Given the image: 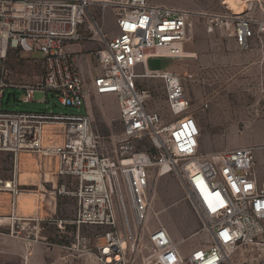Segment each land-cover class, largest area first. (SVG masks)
<instances>
[{
    "label": "built area",
    "instance_id": "built-area-1",
    "mask_svg": "<svg viewBox=\"0 0 264 264\" xmlns=\"http://www.w3.org/2000/svg\"><path fill=\"white\" fill-rule=\"evenodd\" d=\"M108 11L114 28L108 25ZM191 17L188 9L153 0H0V98L8 87L3 66L9 53L31 58L38 52L42 58L34 60L42 64V77L19 87L26 92L23 101H34L35 92L43 91L64 107L86 109L82 114L0 110V152L11 154L13 160L11 178H0V193L9 197L15 239L25 240L31 224L39 221L35 215L18 214V199L31 190L19 180L21 156L40 154L58 159L56 194L77 201L72 223L78 229H111L98 246L103 264H127L128 255L141 252L152 200L151 172L156 168L180 178L187 199L206 220L209 245L185 255L160 225L149 233L153 253L145 260L148 264H224L230 252L264 244V177L256 169L257 148L201 153V126L188 112L191 103L182 77L146 70L150 57L185 55ZM233 19L235 40L242 49L249 48L257 32L264 33V20L250 15ZM84 44L95 46L93 57L101 70L92 89L81 72V51L71 49ZM139 67L146 73H138ZM146 75L162 78L171 121L149 107L151 91L138 85V78ZM259 90L264 113V71ZM91 93L116 95L125 150L147 137L156 152L123 151L127 155L121 161L101 153L87 108ZM47 125L61 142L44 144Z\"/></svg>",
    "mask_w": 264,
    "mask_h": 264
},
{
    "label": "rangeland",
    "instance_id": "rangeland-1",
    "mask_svg": "<svg viewBox=\"0 0 264 264\" xmlns=\"http://www.w3.org/2000/svg\"><path fill=\"white\" fill-rule=\"evenodd\" d=\"M153 1L192 12L190 20L196 33L190 44L195 54L176 59L179 66L171 71L182 77L191 103L188 112L194 117L202 118L200 152L216 154L225 149L255 146L256 169L264 177V113L259 90L264 71V33L257 32L249 48L242 49L235 40L233 19L235 16L250 15L263 21L264 0ZM107 21L109 27L114 28L111 11L107 13ZM84 45L78 55L81 57L84 53L88 54L89 66L99 67L93 57L95 46ZM71 49L80 51L81 46H73ZM41 58L42 55L38 52L33 53L31 58L18 51L9 53L3 66V80L8 87L0 98V110L84 113V107H64L51 93L47 96L43 91L35 92L34 101H23L26 92L19 87L40 80L43 68L37 60ZM173 63V59L153 57L149 66L160 72ZM138 85L151 91L149 107L163 114L167 121H171L162 78L142 76L138 78ZM89 111L94 120L96 134L101 140V153L121 161L127 155L122 154L123 151L156 152L154 144L147 137L136 139L131 144L133 147L125 150L116 95L91 93ZM51 138L53 135L44 144L51 145ZM12 171V155L0 152V178H11ZM30 189L34 191L35 187L30 186ZM150 190L152 200L145 231L141 236V252L135 256L128 255L127 264H148L145 260L153 253L149 233L160 225L167 228L185 255H189L196 248L209 245L206 220L192 207L176 173L161 174L159 168L154 169L151 172ZM36 193L38 192L35 190L34 194ZM46 198L40 195L34 207V211L40 209L39 215L43 220L31 224L30 233L25 240L8 237L4 234L7 229L1 230L0 264H103L99 258L98 246L105 242L102 237L111 229L98 225H84L78 229L72 223L78 210L75 197L57 195L52 198V204L56 206L54 211L49 209L51 198ZM45 204L48 212H43L46 209ZM25 214L31 215L33 211ZM224 264H264V244L230 252Z\"/></svg>",
    "mask_w": 264,
    "mask_h": 264
},
{
    "label": "crops",
    "instance_id": "crops-1",
    "mask_svg": "<svg viewBox=\"0 0 264 264\" xmlns=\"http://www.w3.org/2000/svg\"><path fill=\"white\" fill-rule=\"evenodd\" d=\"M192 26L193 25L191 24V20H190L189 39L183 45L185 55H194L195 54V50L192 48V45L190 44V41L192 40V38L194 37V35L196 33L195 27L193 28ZM84 46L85 45H81L80 51H82V48ZM87 56H88V54H86V53L81 55V57L79 56V64H80L81 72L83 74V77L85 79L87 87L92 89L94 78L101 72V70H100V67H96V68L90 67L88 60H87ZM152 58L153 57H150L148 59L146 70L147 71H152V70L158 71V69H152L149 66V62ZM164 58L173 59L174 63L172 64V66L166 68L165 70H160V72L171 71L173 68L179 66V64H178L179 61L176 60L178 58H170V57H164ZM146 70L143 67L138 68V71L144 72ZM140 74H142V73H140ZM89 97L87 100L88 111H89ZM85 112H86V109H85ZM196 118H197L200 126L202 127V118L197 117V116H196ZM52 135H53L52 127L50 125H47L44 143L49 141V137ZM51 139H53V141L59 142L60 136L53 135V138H51ZM61 140L62 139H60V141ZM23 155L21 156V160H20L19 180H20L21 184L26 185L29 188H30V186L35 187V190L38 193L34 194L35 190L34 191L30 190L29 192H23L22 195L24 193L28 194V198L26 200L25 199L22 200V198H20V197H22V195L19 196L18 214L21 216H26L25 213H31L33 211V214L28 215V216L36 215V217H38L39 218L38 220L40 221V220H43L42 216L39 215L40 209L34 211V207L36 206V203H37L38 199L40 198V195L44 196V198L50 197L51 198V200H50L51 206H49V209H51V211L56 210V206L54 207V205L52 203H53V199L57 196L55 189L58 185V177L56 175L57 168H58V159L54 156L48 157V156H43L40 154L39 155L23 154ZM52 195H54V196H52ZM31 203H34L35 205H32ZM44 207H46V209L44 208L43 212H48L47 211V204H45ZM10 213H11V208H10V204H9V197L5 193H0V232L3 228H5V229H7V232H4V234L7 235L8 237L15 239L11 235V224H10L11 220L9 219ZM18 230L20 231V229H18Z\"/></svg>",
    "mask_w": 264,
    "mask_h": 264
},
{
    "label": "bare ground",
    "instance_id": "bare-ground-1",
    "mask_svg": "<svg viewBox=\"0 0 264 264\" xmlns=\"http://www.w3.org/2000/svg\"><path fill=\"white\" fill-rule=\"evenodd\" d=\"M47 127V126H46ZM46 129V128H45ZM45 136H46V131H45ZM165 172H163V173H161V174H164ZM24 178V177H23ZM22 195V194H21ZM20 198H22V200L23 199H27L28 198V194L27 193H24L23 195H22V197H20ZM34 202V201H33ZM32 205H35L34 203H31ZM33 208V207H32ZM3 222V221H2Z\"/></svg>",
    "mask_w": 264,
    "mask_h": 264
}]
</instances>
